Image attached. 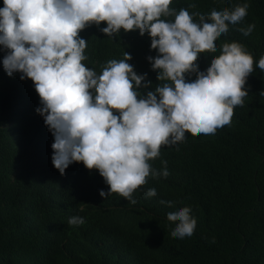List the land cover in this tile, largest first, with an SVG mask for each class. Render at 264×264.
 <instances>
[{"label":"trees","instance_id":"obj_1","mask_svg":"<svg viewBox=\"0 0 264 264\" xmlns=\"http://www.w3.org/2000/svg\"><path fill=\"white\" fill-rule=\"evenodd\" d=\"M193 2L196 8L189 7ZM245 2L250 7L244 20L217 37L218 45L242 43L254 58L244 104L215 134L188 129L185 138L162 145L161 156L150 163L160 169L166 158L170 174L149 176L133 193L136 204L118 193L102 197L100 190L110 186L83 163L69 165L64 174L55 168L54 136L36 111L40 100L22 82L9 97L0 95V264H264V71L256 66L264 55V0H172L170 7L199 19L200 10ZM251 23L256 27L250 35L238 30ZM80 36L87 40L82 63L97 73L126 51L134 70L152 81L142 94L161 83L147 59L157 55L147 33L121 29L110 38L93 24ZM220 52L202 50L200 66ZM151 187L157 194L146 197ZM183 206H191L197 227L179 239L167 212ZM74 215L85 223L69 225Z\"/></svg>","mask_w":264,"mask_h":264},{"label":"clouds","instance_id":"obj_2","mask_svg":"<svg viewBox=\"0 0 264 264\" xmlns=\"http://www.w3.org/2000/svg\"><path fill=\"white\" fill-rule=\"evenodd\" d=\"M171 4L172 0H3L0 7L1 97H9L22 82L40 100L36 111L54 136L55 168L64 174L69 165L77 168L83 163L98 170L110 186L100 190L102 197L118 193L136 204L133 193L149 176L170 174L166 158L160 169L150 163L161 156L162 145L185 138L188 129L215 134L231 124L234 108L242 106L249 93L245 84L254 71L252 54L237 41L218 45L217 37L226 35L230 24L242 22L250 4L213 6L208 12L200 10L199 19L194 18L197 13L177 11ZM101 22L106 26L100 27ZM93 24L110 38L121 29L147 33L150 48L157 50L147 59L161 83L142 94L140 89L149 88L152 81L147 73L134 70L126 51L123 59L108 60L100 73L82 63L88 59L87 40L80 32ZM255 27L251 23L238 30L248 36ZM218 47L220 54L201 67V51ZM256 66L264 71V55ZM156 194V187L145 192L146 197ZM191 213V206L168 210V217L176 221L175 237L194 235L197 219ZM68 223L77 226L85 220L74 215Z\"/></svg>","mask_w":264,"mask_h":264}]
</instances>
